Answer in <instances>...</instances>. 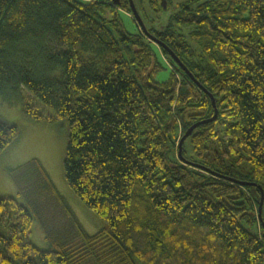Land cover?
<instances>
[{
  "label": "trees",
  "instance_id": "obj_1",
  "mask_svg": "<svg viewBox=\"0 0 264 264\" xmlns=\"http://www.w3.org/2000/svg\"><path fill=\"white\" fill-rule=\"evenodd\" d=\"M178 3L147 28L185 68L158 49L171 62L158 82L153 42L123 27L129 0H0V99L65 121L64 179L101 222L88 235L36 160L9 170L0 264H264L251 195L264 196V0ZM18 136L0 118V154Z\"/></svg>",
  "mask_w": 264,
  "mask_h": 264
},
{
  "label": "rangeland",
  "instance_id": "obj_2",
  "mask_svg": "<svg viewBox=\"0 0 264 264\" xmlns=\"http://www.w3.org/2000/svg\"><path fill=\"white\" fill-rule=\"evenodd\" d=\"M101 1V0H99ZM139 16V19L147 28H151L152 26H162L164 22L168 20L170 17L171 11H175L179 9L181 3L178 2L180 0H173V3L168 6V9L163 12H157L150 5L149 0H132ZM185 0H182V2ZM130 8V4L128 6ZM182 7V6H181ZM112 10V7H111ZM110 11V10H109ZM121 11V10H119ZM112 12V11H111ZM120 13V18L123 24V27L126 31L133 33L136 30L139 32L142 30V26L132 12L130 10H122ZM170 19V18H169ZM190 30V29H189ZM148 31V30H147ZM149 32V31H148ZM185 34L188 33V29L185 28L183 30ZM144 34V33H143ZM145 35V34H144ZM146 36V35H145ZM148 38V37H147ZM149 39V38H148ZM150 40V39H149ZM152 41V40H150ZM153 42V41H152ZM153 48L158 53V49H161L157 43L153 42ZM172 51V50H171ZM174 54V52L172 51ZM160 69L156 72L155 78L158 82H166L171 74V62L168 60L166 56L158 53ZM175 55V54H174ZM167 56L175 62L170 55ZM176 63V62H175ZM177 65V64H176ZM179 66V65H178ZM38 111L43 112V117L51 115V112L43 106L40 102H36ZM0 118L5 120L8 123L14 124L18 127L19 136L18 138L10 144L1 154H0V195H10L14 196L17 199V188L15 187L12 179L9 175V170H15L20 166H26L30 163H34L36 160L37 164L44 169L46 174L48 175L50 182L54 185L56 192H58L63 200L66 202V205L71 209L74 216L76 217L79 224L82 226L83 230L88 234L92 235L96 233L101 227V222L99 219L87 209L84 204L80 201V199L75 195V193L71 190V188L67 185L62 168V160L65 150L66 143V123L62 119H57L54 122L47 123L42 121H33L29 120L26 116H24L21 106L17 103H6L0 99ZM187 154L188 156H192L191 148L189 147L188 142H186ZM182 157V153H181ZM177 158L185 164H188L186 159L179 157L178 149H177ZM16 177V176H14ZM252 187H256V184L251 185ZM251 195L253 199L256 200V215L258 213L259 216V194L255 191L254 188L251 189ZM254 199V200H255ZM57 212H60L56 216L64 218L63 211L61 207L56 206ZM54 211V210H53ZM262 211V209H261ZM50 215L53 217L52 220H56L57 217ZM63 217V218H62ZM264 217V212H263ZM264 226V221L262 220L261 214L259 219L256 220L254 225V229L260 230ZM44 233L39 225L34 222L31 227V242L38 248H46L48 246L45 241Z\"/></svg>",
  "mask_w": 264,
  "mask_h": 264
},
{
  "label": "water",
  "instance_id": "obj_3",
  "mask_svg": "<svg viewBox=\"0 0 264 264\" xmlns=\"http://www.w3.org/2000/svg\"><path fill=\"white\" fill-rule=\"evenodd\" d=\"M112 2L114 4H118L119 3V0H112ZM129 4H130V8L132 10V12L135 14V16L137 17V19L139 20L141 26H142V30H143V33L150 39L152 40L153 42L157 43L159 46H161L162 49H164L168 55L171 56V58L176 62L177 65H179L182 69H185L184 66L182 65V63L180 62V60L176 57V55H174L171 51V49H169V47L162 41H160L159 39H157L156 37H154L152 34H150L145 26L143 25V23L141 22V20L139 19V16L137 14V11L135 9V6H134V3L132 0H129ZM161 5H162V8H166V0H162L161 1ZM212 105H213V100H212ZM216 110H215V113L212 117V119L215 118L216 116ZM208 121V120H207ZM205 121V122H207ZM199 123H196V124H193L192 126H190L188 128V130L183 134V136L180 138L179 142H178V155L179 157L181 158L182 160V157H181V151H182V143L183 141L185 140V138L187 136H189V134L191 133V131L198 125ZM242 184H246V185H253L254 186V183H242ZM263 192L261 191V196H260V202H259V206H258V210H259V217H260V214H261V209H262V204H263Z\"/></svg>",
  "mask_w": 264,
  "mask_h": 264
},
{
  "label": "bare ground",
  "instance_id": "obj_4",
  "mask_svg": "<svg viewBox=\"0 0 264 264\" xmlns=\"http://www.w3.org/2000/svg\"><path fill=\"white\" fill-rule=\"evenodd\" d=\"M176 64V63H175ZM179 67V66H178ZM184 72V71H183Z\"/></svg>",
  "mask_w": 264,
  "mask_h": 264
}]
</instances>
